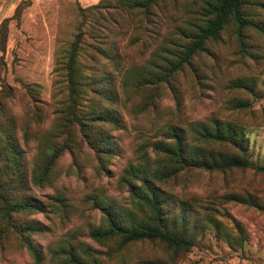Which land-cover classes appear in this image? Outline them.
<instances>
[{
	"label": "rangeland",
	"instance_id": "1",
	"mask_svg": "<svg viewBox=\"0 0 264 264\" xmlns=\"http://www.w3.org/2000/svg\"><path fill=\"white\" fill-rule=\"evenodd\" d=\"M99 1L0 0V27L6 19L4 29H7L5 51H0V88L4 81L14 94L12 98H0L8 109L6 112L15 113L20 122L25 121L28 106L35 99L28 93V87L37 97L52 100L57 92L54 80L61 79L54 74L55 63L66 58L64 51L75 39L81 20L79 8ZM209 1H170L165 6L170 18L162 22L159 31L130 29L118 36L119 50L132 57L123 65L129 69L134 64L136 76L125 83L118 77V95L114 100L92 90L87 92L89 106L95 102L116 111L115 122H104L112 142L109 154L105 160L100 159L98 152L82 142L73 157L64 154L57 161L53 186H31V191L28 190V194L48 201V195L58 189L72 200L67 209L25 215L44 225V231L34 237L45 253L47 247L56 248L69 236L92 244L105 255L107 249L88 237L90 227L100 217L94 199L107 197L130 206L122 177L129 166L155 160L154 143L162 139L169 123L183 125L191 140L192 122L214 117L234 121L248 139L249 162L264 167V0H245L246 14L254 26L245 31L243 41L229 27L219 40L209 41L203 51L196 53L190 64L173 73L168 82L159 79L161 69L156 65H168L165 57L177 62L171 53H176L182 35L191 32L188 30L203 18V7ZM17 6L19 13L15 15ZM2 38L0 32V43ZM85 41L88 44L83 45L80 55L84 72L101 79L113 64L102 58L98 50L108 47L110 42L90 34ZM233 81H238L237 86ZM76 133L80 139L77 130ZM26 152L31 161L32 141ZM166 187L190 203V224L197 227L190 249L175 260L162 245L144 242L125 250L114 247L103 259L127 264H139L150 257L165 259L168 264H264V210L221 198L227 193H251L264 199V173L252 168L226 172L188 169L170 179ZM48 262L52 263L47 254L41 264ZM60 262L57 259L55 264ZM0 264L36 263L17 238L10 235L0 248Z\"/></svg>",
	"mask_w": 264,
	"mask_h": 264
},
{
	"label": "trees",
	"instance_id": "2",
	"mask_svg": "<svg viewBox=\"0 0 264 264\" xmlns=\"http://www.w3.org/2000/svg\"><path fill=\"white\" fill-rule=\"evenodd\" d=\"M170 1L175 0H100L89 7H80L81 20L75 39L64 51L66 58L57 59L55 63L54 74L62 80H54L57 92L52 100L37 97L35 91L28 87V93L35 99L28 106L24 122H20L15 113L6 112L8 109L0 100V248L13 235L36 264H41L47 254L52 262L48 264H55L57 259L61 264H127L124 261L111 263L102 256H109L114 247L125 250L136 243L149 242L162 245L170 258L176 260L193 245L197 227L190 224V203L167 189L170 179L188 169L226 172L235 168H252L264 173V167L249 162L246 156L248 139L243 128L234 121L214 117L208 121L192 122L189 125L193 135L191 140L183 125L169 123L164 128L162 139L154 143L155 160L129 166L122 177L130 206L107 197L94 199V207L99 210L100 217L98 223L90 227L88 237L107 249L105 255L92 244L69 236L56 248L47 247V254L35 241L34 235L44 231L45 227L35 218L25 215L67 209L72 200L58 189H54L57 192L53 195H48V201L28 194V190L31 191V186H53L57 179V161L64 154L73 157L75 148L82 142L105 160L112 142L104 122H115L116 111L95 102L89 106L91 102L87 100V92L92 90L110 100L117 98L118 77L121 83H125L136 76L134 64L129 69L123 65L132 57L125 50H119L118 36L130 29L159 31L162 22L170 18L168 10H165ZM245 4V0L207 2L203 7V18L188 30L191 32L182 35L183 40L176 53H171L177 62L165 57L168 65H156L161 69L159 79L168 82L173 73L190 64L196 53L203 51L209 41L219 40L229 27H233L238 39L243 41L245 31L254 26L246 14ZM18 13L19 6L14 11L15 15ZM5 21L0 28L4 29ZM0 32L3 36L0 51L4 52L7 29ZM88 34L110 42L108 47L97 49L101 51L102 58L113 64L101 79L85 74L80 60L83 45L88 44L85 41ZM237 82L233 81L236 86ZM59 93L65 94L64 99L58 98L61 97ZM13 95L11 86L2 81L0 98H12ZM76 130L80 139H77ZM31 141L34 153L28 161L26 147ZM221 198L264 210V199L251 193H227ZM139 264L168 263L165 259L150 257L139 261Z\"/></svg>",
	"mask_w": 264,
	"mask_h": 264
}]
</instances>
